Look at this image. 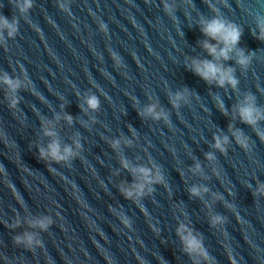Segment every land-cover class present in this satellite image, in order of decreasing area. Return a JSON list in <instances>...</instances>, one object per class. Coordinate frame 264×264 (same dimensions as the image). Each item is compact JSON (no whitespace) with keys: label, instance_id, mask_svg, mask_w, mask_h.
<instances>
[{"label":"water","instance_id":"water-1","mask_svg":"<svg viewBox=\"0 0 264 264\" xmlns=\"http://www.w3.org/2000/svg\"><path fill=\"white\" fill-rule=\"evenodd\" d=\"M24 2L0 0L16 27L0 26V264H264V119L237 111L251 96L264 113V0ZM213 18L241 31L230 59L203 47H223ZM54 141L72 155L41 157Z\"/></svg>","mask_w":264,"mask_h":264},{"label":"clouds","instance_id":"clouds-1","mask_svg":"<svg viewBox=\"0 0 264 264\" xmlns=\"http://www.w3.org/2000/svg\"><path fill=\"white\" fill-rule=\"evenodd\" d=\"M31 7V0H25L24 4L20 7L21 12L27 11L28 8ZM0 26L6 27L9 29V35H13L16 31L15 22L9 23L6 17H0ZM260 27V36L258 39L264 40V20L258 25ZM201 31L205 36L216 40L217 44H222L223 47L218 49L217 45H213L208 43L207 41L203 42V47L208 51V53L213 56L216 60L223 58L225 60L230 59V53L235 48V46L239 43L241 37V31L238 27L233 24L227 23L219 18H213L203 23ZM237 62L242 66H247L249 63V57L245 56L243 50L240 51ZM192 70L199 75L201 78L208 82L216 81L220 86H223L225 83H230L233 87L237 84L236 79L232 75L231 69H224L219 64L214 63L212 61L203 60L198 61L194 60L192 62ZM3 82L13 91H15L19 87L18 81H13L9 77L5 76L3 78ZM180 95H177V100L181 99ZM15 104V101H13ZM87 104L89 108L95 110L99 106V100L96 96H90L87 99ZM238 114L241 120L244 123L249 124L250 126H254L259 120L264 119V113H262L259 109L255 107L254 98L249 96L246 98V101L238 108ZM148 114L159 116L158 113H155L154 106H150L146 109ZM71 120V117L68 118ZM48 135H53V133L48 132ZM264 139V137H262ZM227 142V137H224L221 140L219 137L216 138L215 147L218 149H223V144ZM241 145L247 147L245 141H240ZM41 157L51 156L56 161L66 160L69 156L72 155V151L70 148H64L63 154L61 153L60 146L57 142H52L48 146V150L45 151L41 149ZM209 159H211V155L209 154ZM127 167V164H125ZM137 173L143 176L145 179L148 177L149 172L147 169H138ZM143 184L135 185L136 194H142ZM264 190V189H262ZM206 191V189H205ZM191 192L193 195L199 194V189L192 188ZM133 195L132 191L127 192V196L131 197ZM217 220H220L221 217H216ZM41 228H46L47 223L44 221L38 222ZM25 239L29 244L32 242V237L30 235H26ZM186 242V250L193 251L198 247H202L199 241L194 238H184ZM16 242L20 243L21 238L17 237Z\"/></svg>","mask_w":264,"mask_h":264}]
</instances>
